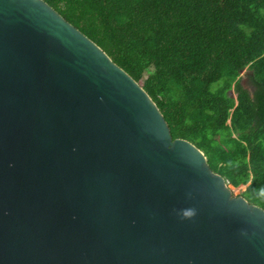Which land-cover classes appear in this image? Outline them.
<instances>
[{"label":"water","instance_id":"obj_1","mask_svg":"<svg viewBox=\"0 0 264 264\" xmlns=\"http://www.w3.org/2000/svg\"><path fill=\"white\" fill-rule=\"evenodd\" d=\"M0 264H264V209L46 1L0 0Z\"/></svg>","mask_w":264,"mask_h":264},{"label":"trees","instance_id":"obj_2","mask_svg":"<svg viewBox=\"0 0 264 264\" xmlns=\"http://www.w3.org/2000/svg\"><path fill=\"white\" fill-rule=\"evenodd\" d=\"M44 1L142 81L172 138L264 209V0Z\"/></svg>","mask_w":264,"mask_h":264},{"label":"rangeland","instance_id":"obj_3","mask_svg":"<svg viewBox=\"0 0 264 264\" xmlns=\"http://www.w3.org/2000/svg\"><path fill=\"white\" fill-rule=\"evenodd\" d=\"M144 76H146V73H145ZM239 76L240 77L243 76V77H245L244 79H246L247 69H243L242 72H241V74ZM139 83L141 84L142 81H139ZM232 93H233L234 96L236 95L233 91H232ZM227 185H229L230 187H232L233 189H235L236 191H238L241 194L245 190V188L247 187L248 183H246V184H240L239 186H233V185H231L229 183H227Z\"/></svg>","mask_w":264,"mask_h":264},{"label":"flooded vegetation","instance_id":"obj_4","mask_svg":"<svg viewBox=\"0 0 264 264\" xmlns=\"http://www.w3.org/2000/svg\"><path fill=\"white\" fill-rule=\"evenodd\" d=\"M248 70H247V76L245 77L241 76L240 83L243 85V87L247 88V90L250 91V93L253 91V85L250 83L249 77H248ZM244 81V82H243Z\"/></svg>","mask_w":264,"mask_h":264},{"label":"clouds","instance_id":"obj_5","mask_svg":"<svg viewBox=\"0 0 264 264\" xmlns=\"http://www.w3.org/2000/svg\"><path fill=\"white\" fill-rule=\"evenodd\" d=\"M194 214H195L194 210H189V212L186 213V215H188V216H191V215H194Z\"/></svg>","mask_w":264,"mask_h":264}]
</instances>
